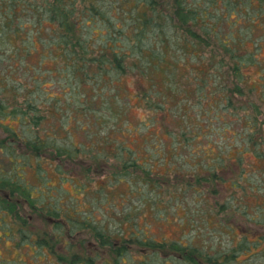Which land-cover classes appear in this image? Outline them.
I'll return each mask as SVG.
<instances>
[{"label":"trees","instance_id":"16d2710c","mask_svg":"<svg viewBox=\"0 0 264 264\" xmlns=\"http://www.w3.org/2000/svg\"><path fill=\"white\" fill-rule=\"evenodd\" d=\"M167 263L264 264V0H0V264Z\"/></svg>","mask_w":264,"mask_h":264},{"label":"rangeland","instance_id":"374dc122","mask_svg":"<svg viewBox=\"0 0 264 264\" xmlns=\"http://www.w3.org/2000/svg\"><path fill=\"white\" fill-rule=\"evenodd\" d=\"M170 194L166 193L164 194V200L162 203V207H168V209H163L160 213L161 219L159 221H152V217L149 215L150 213L148 211L145 212L147 215L141 216V220H143L142 224H147L146 221H148L149 227L155 232V235L158 237H162L164 235H168V237H177L182 234V231H184V228L186 225H184L183 221L180 217L182 213H184V207L181 205L178 207V212L176 211L177 208H175L174 201H171ZM168 217V219H165L164 217ZM147 224V225H148ZM184 227V228H183ZM9 249H11V246H9ZM8 253L5 248H3V253ZM167 264H173V263H167Z\"/></svg>","mask_w":264,"mask_h":264}]
</instances>
